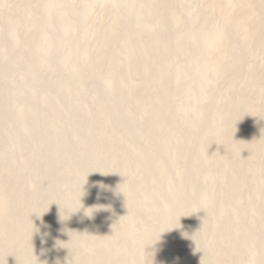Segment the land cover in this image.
<instances>
[{
  "label": "rangeland",
  "instance_id": "rangeland-1",
  "mask_svg": "<svg viewBox=\"0 0 264 264\" xmlns=\"http://www.w3.org/2000/svg\"><path fill=\"white\" fill-rule=\"evenodd\" d=\"M152 1L154 0H0V192L3 194L2 196L0 193V199L5 195L6 198H10L7 199L8 201L4 198L5 202L7 201L6 206L4 200L2 199L3 203L0 200V207L3 206V209L0 208V212L3 215L4 213L8 215V217L4 215L5 218L3 219V215L0 213V216L2 215L0 217V264H264V230H262L264 228L261 225V223L264 224V222H261L264 221V37L261 36L262 39L259 37L261 40L251 38V41L249 39L245 40L246 42L240 40L243 43L238 42L236 37L239 36L240 32L239 29H236L238 27L233 24V21L241 19V16H245L246 20L251 17L248 13L255 8L252 9L249 5L253 7L254 4V7H256L257 0H232V2L225 0L228 1L225 3L221 0V3L225 5L229 2L231 4L235 3L233 8V4L232 6L229 4L231 6L230 11L222 4V8L229 12L228 16H225V13V15L223 14L225 21L227 20L226 23L228 24L232 23L233 28L236 27L235 30L230 24H227L229 27L225 26V21L222 18L224 22L220 21L218 15L213 19V9L211 8L214 4L212 5L213 2L210 0H159L162 4L163 2L166 3L163 4L164 6H160L158 4L160 2L155 0L154 5H159V8L165 6L164 10L169 8L170 13L165 10L163 11L164 14L162 11L158 12L160 10L156 8V5L155 7L153 3L150 4ZM156 1L158 2L156 3ZM217 2L218 0L215 3ZM258 9L263 12L260 7L256 10L258 13ZM166 11L169 13L170 19L165 15ZM253 12L249 14L254 15ZM262 12L259 15L256 14L255 16H258L253 17L254 19L249 18V22L264 27V12ZM153 15H155V19L153 17V19H149ZM214 15L216 16L215 13ZM156 16L160 17V20L165 17L160 21L162 22L161 27L164 26V29L160 28L161 23L157 22L159 20H156ZM122 18H125L124 21ZM171 18H174V24ZM216 19L218 21L215 23L218 25L212 24L211 22ZM203 21L210 23L206 24ZM156 23L157 27L159 26L158 28ZM203 23L206 25L204 26ZM220 23H223V29ZM211 24L212 30L210 29ZM213 25L219 27L216 29ZM249 26L254 25L250 24ZM224 27L226 30H224ZM214 28L217 31L221 30L219 32L223 33V36L228 33L227 36L229 37H218L217 34L215 37L212 36L215 35L213 33H216ZM164 30L166 33L163 32ZM209 31L211 32L209 33ZM129 32L133 34L134 38ZM125 33L128 35L124 36ZM135 33L137 34L135 35ZM211 33L212 35H210ZM159 34L160 36L163 35L162 41H164L165 36L169 39L166 44V39L163 42L165 46L160 41ZM167 34L170 35L171 39ZM136 36H139L137 41L140 39L136 42L139 43V46L142 44L140 42H144L142 47L144 46L145 49L143 48V50L149 49L150 46V50L151 48L154 49L153 44L157 45L159 39V45L162 48L158 45L159 48L156 47L162 51H159L161 54L157 52L156 54H160L164 58L151 53L159 58L154 57V59L150 54L149 57L153 58V61L150 62L151 59L149 60L146 55L151 51H145L147 54L143 55L144 51L139 50L141 46L135 51L133 46H136L134 43ZM192 36L194 41L191 40L193 39ZM129 37L133 39L134 44H131L132 41H130L131 43L128 45H133L132 48L135 52L132 48L131 51L137 54L135 56L133 54L134 59L139 58L141 60L137 59L135 63L142 65L147 59L149 62H146L153 66L154 63L158 62L160 66L162 65L161 67L157 65L160 67L158 68L161 69V73L158 69L155 71L152 67L147 66L146 62L143 67L147 66V68L144 69H141V66L137 64V68H140L141 71L137 68L131 71L132 69L125 67H133V64H129L128 57L132 58L130 61L133 63L135 61L131 53L128 56L126 55L127 52H124L125 47L128 46L126 42L129 39L132 40ZM156 37L157 43L154 39ZM216 37H218V40H216ZM121 38H125L123 40L126 41V46L125 44L122 45L123 40ZM209 38L211 41L215 38L214 45L212 43L213 48L208 46L210 50L205 44L209 41ZM220 38H227L228 42L226 39ZM228 38L234 41L231 40V43ZM204 39L207 41H204L202 45L201 42ZM222 40L226 41H223V43H228V51L226 50L228 55L225 54L227 56L224 55V57L229 58L231 55V59L238 61V58L243 56L242 59L239 58L241 61H238V70L241 72L238 78L234 72V75L232 74L231 70L229 72L225 71L227 67L224 63L221 64L222 69L218 71L219 73L214 72V70V73L212 70L208 71L210 68L207 66L210 65V61L213 62L212 60L217 56V60H219V57L224 58L222 54H224L223 51L227 48V44L224 45ZM147 43L149 47L144 45ZM229 43L233 49L230 48ZM187 44L190 49L187 48ZM200 44L202 49H200ZM173 45H179V47L181 45L180 48L185 46L184 51L182 52L183 49L178 50L179 47H176V50L180 51L176 52ZM204 45H206V49ZM122 48L123 52H121ZM191 48H193L192 51ZM228 52H230V55ZM122 54L128 57L123 56L122 59ZM141 55L146 57L142 56L144 58L143 62ZM126 59L128 61H125ZM159 59H162L163 63ZM137 61L142 63L140 64ZM125 62H129L130 66L127 63L126 65ZM136 69L139 71L138 77H136L138 75ZM150 70L152 72H149ZM203 70H206V72H202ZM175 71L178 75L183 74L181 75L184 77H182L183 80L180 79L179 81L181 85L179 82L175 84L170 79V76L175 78ZM224 71L225 73H223ZM134 72L136 74L133 76L131 73ZM143 72L148 75L154 73V78H157L158 74L157 80H160L161 83L155 81L156 79L152 77L153 74L147 77ZM140 73L141 75L143 73L146 77L141 76ZM200 73L201 75H199ZM216 73L223 74L219 76ZM163 74L167 77H165L166 79L163 78ZM161 78L166 81L167 79L168 81L171 80L172 82L169 83L173 87L174 84L178 85L177 88L173 90L168 81L162 82ZM152 79L156 84H159H153V81L151 83ZM187 79L188 82H186ZM251 80H256V83L253 82L254 86ZM165 82L172 89H169L166 84V86H163L171 93L167 94L168 98L173 94L169 98V102L173 107L167 104L169 99L166 96L167 103L165 102L166 105L164 106L168 105L170 111L175 110L173 113L171 112V117L174 118L172 123L170 122L172 119H168L170 114L166 117V121L171 123V125L168 124L170 130L165 127L169 132L162 130L164 128H157L156 118H153L150 122L147 119V124L145 122V118H148L146 115H149L150 112H152L150 115L153 114L160 106L163 107L159 103L156 104V99L153 102V97L156 98L158 93L156 89L158 87L162 88L160 85ZM230 82H233V84ZM249 83L250 85H248ZM153 93L156 96H153ZM210 93H212L211 100L207 99L209 102H205L210 104L204 106L206 100L198 103V108L200 104V108L204 106L202 107L204 111L206 105L208 106V110L206 108L209 111L206 112L207 115L204 113L202 117H205L200 118L202 122L199 120V124L195 125L197 127L185 128V121L182 123L181 114L187 107L190 108L189 105H194L198 101L200 94L210 96ZM19 95L20 97L25 96H22V101L18 97ZM113 98L116 99L114 100L116 108L113 103L110 109L109 103L113 101ZM135 99L140 100V107V102L138 103ZM192 100L195 102H192ZM238 100L243 103L245 108H249L250 112L238 116L228 129H224L223 125L231 115L229 106H232L235 103L234 101L239 102ZM154 103L156 106L159 105L158 108L155 107ZM99 105L102 107H99ZM104 105H109L108 111L106 110L108 107L105 109ZM154 107L157 109L155 110ZM97 108L104 109L103 115L102 110L99 111ZM109 111H112V114H109ZM106 112L108 114H105ZM96 113L101 114V118L97 117L99 114ZM179 114L180 116H178ZM94 115L96 116L95 120L99 119L92 120L95 117ZM109 115L112 116L110 120L114 123V127L116 126L115 128L112 127L111 122L109 125L106 122L110 121L107 118ZM113 116L115 117L113 118ZM118 116L121 121L119 119L117 121L119 120L123 124L118 123V125L124 126L125 122V126H121L122 128H126L129 124L132 132L127 130L128 126L125 130L128 133L130 131L129 134L135 136V141L134 137L131 136L134 143L131 142L132 140L129 141L131 137L124 132L125 130L123 131L120 126L119 128L118 125H115V122L117 124L115 118H118ZM137 117L138 124L135 122ZM46 118H49L51 122L49 120L48 122ZM122 119L124 122H122ZM150 119H152V116L149 117ZM133 121L136 124L135 127ZM127 122L130 123L126 124ZM41 123V126L44 127L43 132L40 126ZM104 123L112 128L108 126L107 128ZM49 124L52 125L49 126ZM234 129L239 131L237 137L232 139L223 138L225 131L233 132ZM97 130L105 131L106 134L103 133L102 137ZM96 134L100 136L97 139H101V141L98 140L99 142L96 141L98 143H94L97 136L92 138V135ZM121 135H123V138L128 135L129 138L123 139ZM145 135L146 137L152 135V138L146 140ZM245 136H248L245 140L247 143L245 154L243 157L235 156L231 151ZM138 137L140 140L137 141ZM141 137H145V140ZM184 137H189V143L185 145V148H181L183 149L181 153L183 157L186 155V158L190 157L188 161L191 160L192 164L196 161L195 167L187 160L188 164H186L184 158L183 162L182 159L180 160V164L179 162L173 164L171 161L176 149L175 143L179 138ZM91 138L93 142L90 140ZM89 140L90 144L88 145L87 141ZM124 140L128 146L131 143L136 144L138 147L134 148L133 145L127 147ZM91 142L94 143L93 147ZM101 142L104 143L103 147L108 145L105 150H109L105 151L103 148L99 151L102 148ZM124 144L128 149L124 147ZM86 146L91 149H86ZM160 147L161 149H159ZM92 148L99 152L96 154L97 151L94 150L95 155L100 156L95 157L92 162L99 159L100 162H97L101 166L103 163L105 165L110 162L114 167L110 166V168L106 164L107 171H105V167L102 166V168L97 163L96 165L95 163L89 165L88 163L91 160H88L93 158L94 154ZM130 148L132 150L138 149V151L134 150L135 153ZM65 151L67 152L65 153ZM126 151L133 152V155L126 153ZM108 152L112 157L108 156ZM125 153L127 159H131H129L130 162L126 159ZM158 153L162 156H158V161L162 160V162H159L162 169L157 165L158 163L155 164L156 162L152 161L153 159H151V162L149 160L146 164L144 163L147 167L142 165L143 162L140 163L142 156L149 154L152 156L153 154L156 158L159 155ZM86 154H89V156ZM192 155L193 159L191 158ZM113 156L115 159H113ZM120 157L122 160L126 159V161L124 160L125 165H123L124 162L122 164V160L119 161ZM116 158L117 160L120 159L117 161ZM113 160L116 162L115 165L121 163L120 167L117 166L115 169ZM84 161L85 166L87 167L86 161H88L89 166L84 169V165H81L80 168L84 170H80L85 171L89 167L95 170L98 165L97 169L100 170L93 171L96 176L92 174L90 168L88 173L87 170L85 171L87 176H84L85 174L82 175L83 177L79 176L81 172L77 171L79 168L77 165L84 164ZM148 163H151V165ZM93 165H95L94 169L91 167ZM139 165L141 169L138 168ZM183 165H185L183 168L185 170L188 169L187 165L189 166V174H185V170L182 171ZM192 167L194 169L197 167L200 170L197 172V169L194 170ZM178 168H180L179 170L183 175H180ZM176 172L182 176L180 180H184V177L189 179H187L189 183L184 181V184H188L191 189L185 187L186 185L184 186V190H190L188 193L184 191V197L180 195L183 191H175L177 184L173 187L174 182L177 180L179 186L182 187L179 183L180 180L175 178L179 176ZM152 173L157 176H153ZM145 174L153 176V183H151L152 176L149 178L147 175L146 178ZM88 175H90L91 180L88 179ZM84 177H87V179H84ZM154 177L158 180L156 181ZM23 178L26 179L23 180L25 182H22ZM19 179L22 182L19 184L24 186L23 188L18 185ZM164 186L165 189L167 187L168 191L164 189L165 191L158 192ZM139 189L142 190L140 194H138ZM170 189L175 191L176 194L179 193L180 199H178V202L181 201L180 203H177V200H175V203L173 202L175 195L173 191H169ZM9 190L15 194H11ZM168 192L170 193L168 194ZM131 194H137L139 199L137 195L130 196ZM127 195L131 199L133 197L138 200L135 202L130 201V203L133 202L130 204V198L126 201L123 199ZM20 196L21 198L18 199L21 200H18L17 197ZM29 197L30 199H28ZM118 198H122V201L126 203L119 201ZM169 198H172L171 204L173 203V205L169 204ZM25 200L27 201L25 202ZM11 201H20L23 204L18 202L19 208L15 204L16 202L12 203ZM167 204L169 207L174 205L178 207L167 208ZM180 204L183 205L180 206ZM21 207L24 209L21 210ZM5 208L8 209L9 213L4 212L6 211ZM13 210L16 211L13 213ZM48 211L52 214L50 215ZM9 214L11 217H9ZM2 219L3 221H1ZM259 231L263 233V235L261 233L263 237L257 235L259 238L254 237L258 238V240L256 239L257 242H252V244L253 235H260ZM56 232H60V238ZM52 233L56 234L57 238H55L56 236L52 237L54 236ZM249 237H251V240ZM190 239H195L196 243L192 240L191 244ZM178 240L183 245L180 244L182 247H180L181 252L174 250V242ZM217 248L219 253L222 250V256L219 254L220 257L217 255Z\"/></svg>",
  "mask_w": 264,
  "mask_h": 264
},
{
  "label": "bare ground",
  "instance_id": "bare-ground-1",
  "mask_svg": "<svg viewBox=\"0 0 264 264\" xmlns=\"http://www.w3.org/2000/svg\"><path fill=\"white\" fill-rule=\"evenodd\" d=\"M112 1H113V0H112ZM118 1H119V0H118ZM154 1H155V0H154ZM154 1H152L150 4L153 3V5H154ZM158 1H159V0H158ZM158 1H156V3H157ZM162 1H164V0H162ZM210 1L213 2L212 5L214 4V5L212 6V8H211V9H213V13H212L213 16H214L213 19H215V17H217V15H218V17H219L220 19L222 18V19L225 21L224 17H225V16H228V13H229L228 10H226L225 8H227V9L229 8V11L231 10L230 8H231V6H232L233 3L231 4L230 2H232V0H228V1H230V2H229V3H226V5L223 4V3H221V0H218V2H220L221 4L218 3V2L215 3L216 0H213V1L210 0ZM210 1H209V2H210ZM214 1H215V2H214ZM223 1H224V3H225V2H228V1H225V0H223ZM250 1H251V0H250ZM252 1H253V0H252ZM255 1H256V0H255ZM159 2H160V3H158V4H159L160 6H164L163 4H164L165 2H163V4L161 3V1H159ZM211 2H210V3H211ZM248 2H249V1H248ZM114 3H115V2H114ZM210 3H209V5H210V7H211V4H210ZM254 3H255V2H254ZM117 4H118V3H117ZM147 4H149V3H147ZM165 4H166V3H165ZM222 4H223V6H224V5L226 6L224 9L222 8V7H223ZM227 4H228L229 7L227 6ZM229 4H231V6H230ZM234 4H235V3H234ZM234 4H233L232 8L234 7ZM247 4H248V3H247ZM251 4H252V2H251ZM255 4H256V7H254V6H255L254 4H253V7H252V5H249V6H251L252 9L255 8L254 10H250V12L254 11V12H253L254 15H253L252 13H251V15H250V14H249L250 12H249L248 15L251 16V17H248V16H247V17H248L247 20H246V17H245V16H244L245 19H244L243 16H241V17H242L241 19L239 18L238 20H235L236 22L233 21L234 26L238 27V28H236V27H235V28H236V29H239V32H240V34L238 33L240 37H239L238 35H237L238 37H236V41H237V39H238V42H242V41H240V40H243V41L246 40V41H247V40L250 39L249 41H251V38H255V39L258 38V39H260L261 36H262V38L264 37V27H259L260 25L258 26V24L254 23V22H252V23L249 22V18H251V19H252L253 17L255 18V17H257V16L259 15V13L262 12V11L260 12L261 9H258V10H259V13H258V11H256L257 8H260V7H261V8L263 9V12H264V0H257V3H255ZM155 5H156L157 7H156ZM155 5H154V6H155L156 8H159V7H160V6L157 5V4H155ZM168 5H169V4H168ZM247 6H248V5H247ZM165 7H166V6H165ZM165 7L159 8L158 10H160V11H158V12H161V11H162V13L164 14L163 11H165V10L168 11V9H169V8H168V9L166 8V9L164 10L163 8H165ZM168 7H169V6H168ZM246 8H247V7H246ZM249 8H250V7H249ZM161 9H162V10H161ZM224 10H226V11H224ZM153 11L155 12V10H153ZM167 11H166L165 15H167V18L169 17V19H170V15L168 16V14L170 13V10L168 11L169 13H167ZM248 11H249V10H248ZM226 12H227V13H226ZM263 12H262V13H263ZM214 13L216 14V16L214 15ZM224 13H225L226 15H225ZM117 14H118V13H117ZM119 14H120V13H119ZM121 14H122V13H121ZM123 14H124V13H123ZM125 14H126V13H125ZM153 14H154V13H153ZM163 14H161V15L163 16ZM223 14H224L225 16H224ZM256 14H258V15L255 16ZM155 15H157V14H155ZM155 15L150 16L151 18H149V19H153V18L155 19ZM161 15H159V16L162 17ZM172 15H173V14H172ZM117 16H118V15H117ZM117 16H116V17H117ZM125 16H127V15H125ZM121 17H122V16H121ZM152 17H153V18H152ZM156 17H157V16H156ZM160 17H157L158 19L156 18V20H159V21H157L159 24L161 23V24L159 25L160 28L164 29V28H163L164 26L161 27L162 22H160V21H161L163 18L165 19V17H163L161 20L159 19ZM172 17H174V16H172ZM254 18H253V19H254ZM119 19H120V18H119ZM119 19H118V20H119ZM124 19H125V18H124ZM124 19L122 18L123 21H124ZM171 19H172V18H171ZM173 19H174V18H173ZM173 19H172V22H173ZM222 19H221L220 21H222ZM251 19H250V20H251ZM113 20H114V19H113ZM116 20H117V18H116ZM156 20H155V22H156ZM228 20H229V19H228ZM114 21H115V20H114ZM119 21H121V20H119ZM123 21H122V22H123ZM163 21H164V20H163ZM176 21H177V20H176ZM178 21H179V20H178ZM207 21H210V20H207ZM212 21H213V20H212ZM216 21H218V20L216 19L215 21H213L214 23L211 22V21H210V22H211L212 24L215 25V24L217 23ZM224 21H222V22H224ZM229 21L231 22V20H229ZM203 22H205L206 24L208 23V22H206V21H203ZM210 22H209V23H210ZM215 22H216V23H215ZM226 22H228V21H227V20L225 21V26L228 24V23H226ZM115 23H116V22H115ZM120 23H121V22H120ZM150 23H152V22H150ZM174 23H175V22H173V24H174ZM205 23H203L204 26L206 25ZM209 23H208V24H209ZM164 24H165V23H164ZM164 24H163V25H164ZM212 24H211V28H210L211 30H212ZM220 24H221V28L223 29V27H222V24H223V23H220ZM220 24H219V25H220ZM229 24H230V26L232 25V23H229ZM229 24H228V25H229ZM250 24H253L254 26H249ZM255 24L257 25L256 27H255ZM143 25H144V24H143ZM143 25H142V26H143ZM170 25H171V24H170ZM214 25H213V26H214ZM216 25H218V24H216ZM228 25H227V26H228ZM159 26H158V27H159ZM165 26H166V25H165ZM129 27H130V26H129ZM156 27H157V23H156ZM158 27H157V28H158ZM166 27H167V26H166ZM168 27H169V26H168ZM214 27L217 29L219 26H214ZM228 27H229V26H228ZM228 27H227V28H228ZM231 27L233 28V25H232ZM215 28H214V30L216 31V33H213V31H212V33L215 34V35H212V33H211L210 35H212V36H214V37L216 36V34H217L218 37H219V36H220V37H225V36H227L228 33H225V34H224L225 36H223V35H222L223 33L219 32V31H221V30L217 31ZM221 28H219V29H221ZM235 28H233V29L235 30ZM261 28H262V29H261ZM131 29H132V28H131ZM210 29H209V30H210ZM129 30H130V29H129ZM168 30H169V29H168ZM224 30H226L225 27H224ZM124 31H125V30H124ZM130 31H131V30H130ZM140 31H141V30H140ZM153 31H154V30H153ZM155 31H156V30H155ZM227 31H228V29H227ZM110 32H111V30H110ZM143 32H144V31H143ZM163 32L166 33L165 30H164ZM163 32H162V33H163ZM210 32H211V31H209V33H210ZM217 32H219V33H217ZM222 32H224V31H222ZM225 32H226V31H225ZM100 33H101V32H100ZM104 33H106V32L104 31ZM107 33L110 34L109 32H107ZM123 33H124V32H123ZM127 33H128V32H127ZM140 33H141V32H140ZM129 34H131V33L129 32ZM136 34H137V33H135V35H136ZM151 34H152V33H151ZM169 34H170V33H169ZM169 34H167V35H169ZM126 35H128V34L125 33L124 36H126ZM132 35H133V34H131V36H132ZM164 35H166V34H164ZM228 35H229V34H228ZM102 36H103V35H102ZM109 36H110V35H109ZM120 36H121V35H120ZM120 36H119V37H120ZM154 36H155V35H154ZM162 36H163L162 34H161V36H160V34H159V37H161V38H159V39H160V41L162 42V44L164 45L163 42L165 41V39H166L165 44L167 43V40H169V39L166 38V36H165L164 41H162V39H163ZM207 36H209V35H207ZM207 36H206V37H207ZM122 37H123V36H122ZM132 37H133V36H132ZM138 37H139V36H136V39H134L135 42L133 41V39H132L131 37H129V38L132 39V40H130V39L128 38V39H129V40H128L129 43H128V41L126 42L125 40H123V39H125V38H123V39L121 38L123 41H122L121 39H119V40H121V41L123 42L122 45H124L125 42H126L127 45H128V44L131 43L130 41H132L131 44H134V43L136 44V46H133V45H128V46H126V44H125V46H126L125 49H126V50H124V52H125V53L127 52L126 55H128V54H130V53L132 54V57H133V54H134V56L137 55V54L134 53V52H135L136 49H137L138 47H140V46H141V48H140V49L138 48L139 50H143V48L145 49L144 46L142 47V44L144 43L143 41L140 42V43H142L140 46L138 45L139 43H138V44L136 43V42H138V41L140 40V39H139V40L137 41V38H138ZM141 37H142V36H141ZM169 37H170V35H169ZM192 37H193V36H192ZM206 37H205V38H206ZM218 37H216V38H217L216 40H218ZM227 37H229V36H227ZM259 37H260V38H259ZM133 38H134V37H133ZM175 38H176V37H175ZM230 38H232V37H230ZM233 38H235V37H233ZM262 38H261V39H262ZM126 39H127V38H126ZM154 39H156V43H157V37L154 38ZM159 39H158V44H157V45L160 47L161 45H159ZM170 39H171V37H170ZM190 39H191V38H190ZM206 39H207V38H206ZM211 39L213 40V38H211ZM220 39H226V41H227V38H220ZM261 39H260V40H261ZM172 40H173V39H172ZM174 40H175V39H174ZM191 40L194 41V37H193V39H191ZM207 40H208V39H207ZM207 40H206V41H207ZM214 40H215V38H214ZM214 40H213V41H214ZM228 40L231 41V40H233V39H229V38H228ZM253 40H254V39H253ZM260 40H259V41H260ZM153 41H154V40H153ZM188 41H189V40H188ZM204 41H205V39L203 40V42H201L202 45H203ZM206 41H205V42H206ZM213 41H211L210 38H209V41L205 43V44H207V46L204 45V47H205V46H206V47H208V46H209V47H212V43H213ZM223 41L226 42L225 40H222V43H223ZM233 41H234V40H233ZM246 41H245V42H246ZM133 42H134V43H133ZM161 42H160V43H161ZM168 42H170V41H168ZM173 42H174V41H173ZM175 42H176V41H175ZM227 42H228V41H227ZM150 43H151V42H150ZM154 43H155V42H154ZM177 43H178V42H177ZM189 43H190V42H189ZM214 43H215V41H214ZM214 43H213V45H214ZM231 43H232V41H231ZM242 43H243V42H242ZM151 44H153V43H151ZM151 44H150V45H151ZM168 44H169V43H168ZM180 44H181V43H180ZM201 44H200V45H201ZM223 44H224V45L227 44V45H226L227 48H225V51H226V50L228 49V43H226V44L223 43ZM137 45H138V46H137ZM144 45H145V46H146V45L148 46V43H147V44H144ZM153 45H154V47H153V46H152V47H153L154 49L158 47L156 44H153ZM182 45H183V44H182ZM185 45H186V44H185ZM202 45L200 46V47H201L200 49H202ZM229 45H230V43H229ZM232 45H233V44H232ZM132 46H133V48L135 47V49H134L135 51L133 50ZM147 46H146V47H147ZM156 46H157V47H156ZM164 46H165V45H164ZM166 46H168V45H166ZM169 46H170V45H169ZM173 46H175V45H173ZM122 47H123V46H122ZM148 47H149V46H148ZM150 47H151V46H150ZM150 47H149V49L147 48V50H143V51H144V53H142L143 55H146V54H147L145 51H147V52H148V50L151 51V52H148L149 54L146 55V57H147V56L149 57V55H150L151 53H155V54H156V52H157V53H160L159 51H162L161 49H158V48H159V47H158V48H157L158 51H157V49H156L154 52H152L154 49L151 48V50H150ZM170 47H171V46H170ZM176 47H179V45H178V46H175V50H176ZM180 47H181V45H180ZM180 47L178 48V50H182V49H183V50H182V52H183L185 46H182L183 48H180ZM204 47H203V50H204ZM206 47H205V49H206ZM209 47H208V49H209ZM123 48H124V47H123ZM123 48H122L121 52H123ZM131 48H132V50L134 51L133 53H132V51H131ZM160 48H162V46H161ZM163 48H164V47H163ZM167 48H168V47H167ZM171 48H173V47H171ZM187 48H188V44H187ZM193 48H194V47H193ZM193 48H191V51L193 50ZM212 48H213V47H212ZM212 48H211V49H212ZM223 48H224V47H223ZM230 48L233 49V47H232L231 45H230ZM164 49H165V48H164ZM164 49H163V50H164ZM168 49H169V48H168ZM168 49H167V51H168ZM173 49H174V48H173ZM188 49H190V48H188ZM209 50H210V49H209ZM164 51H166V50H164ZM164 51H163V52H164ZM170 51H171V49H170ZM186 51H187V50H186ZM206 51H207V50H206ZM225 51H223L224 54H222V55H223L222 57H224V55L227 54V51H228V50L226 51V53H225ZM176 52H180V51H177V50H176ZM194 52H195V50H194ZM198 52H199V51H198ZM230 52H231V51H230ZM230 52H228L229 55H230ZM164 53H165V52H164ZM166 53H167V52H166ZM168 53H169V52H168ZM192 53H193V52H192ZM131 54H130V55H131ZM160 54H161V53H160ZM160 54H158V55L156 54V55L159 56ZM169 54H170V53H169ZM126 55L122 54V56H121L122 59H123V56H126ZM130 55H128V56H130ZM143 55H141V58H142ZM153 55H154V54H151L150 56H153ZM166 55H167V54H166ZM227 55H228V54H227ZM227 55H225V56H227ZM128 56H126V58H127ZM157 56H153V58H154V57H157ZM161 56H162V55H160L159 57H161ZM138 57H139V56H138ZM143 57H144V56H143ZM146 57H144V58H146ZM148 57H147V58H148ZM159 57H157V59H158ZM217 57H218V56H217ZM217 57H216V58H217ZM230 57H231V55L229 56V58H230ZM242 57H243V56H242ZM242 57H239V58L242 59ZM135 58H137V57H135ZM144 58H142V62L144 61V60H143ZM153 58H152V57H149V60L151 59L150 62L153 61V60H152ZM161 58H164V57L162 56ZM216 58H214L215 60H214V59L212 60L213 62L210 61V65H208V66L206 65L207 67L210 68V70H208V68H206L208 71H211V70H212V72H213V70H214V72H216V71L218 72V71H220V70L222 69L221 64L224 63V64H226V67H227V69L225 68V71L227 70V71L229 72V70H231V71H232V74H233V72H234V73L237 75V76L235 75L237 78L241 75V74H239V73H241V72H239V70H238V69H239V67H238V65H239L238 61H241L239 58H238V61L236 60L237 62L234 61V60L231 59V58H230V60H229V58H226V57H224L225 59H224V58L221 59V57H219V60H217L218 58H217V59H216ZM124 59H125V58H124ZM127 59H129V62H130V63L128 62L129 64H133V65H132L133 67H132V68H130V67L128 68V66H125V67H127V69H132L131 71H134V69L138 67V66H137L138 63H135L136 60L138 59L139 61H141L139 58H137V59L135 60L134 57H133V59L135 60L134 63H133L132 61H130V60H132L131 57H128ZM127 59H126L125 61H128ZM154 59H155V58H154ZM166 59H167V58H166ZM159 60L162 62V59H159ZM159 60H158V61H159ZM216 60H217V61H216ZM139 61H137V62H139ZM146 61L149 62L147 59H145V61L143 62V64H144ZM160 61H159V62H160ZM122 62H123V61H122ZM142 62H141V63H142ZM147 62H146V63H147ZM161 62H160V63H161ZM126 63H127V62H125V64H126ZM128 63H127V64H128ZM139 63H140V62H139ZM141 63H140V64H141ZM162 63H163V62H162ZM165 63H166V62H165ZM123 64H124V62H123ZM127 64H126V65H127ZM129 64H128V65H129ZM143 64H142V65H139V64H138L139 66H141V69L147 68V66H149L150 68L152 67L153 70L155 69V71H156V69L159 70V68L162 66V65L160 66V65L158 64V62L154 63L155 65H153V63H152L153 66H150V63H149V64L147 63V64H146V65H147L146 67H143V66H145V65H143ZM224 64L222 65L223 68L225 67ZM134 65H135V66H134ZM157 65H159L160 67L157 66ZM163 65H164V64H163ZM167 65H168V63H167ZM129 66H130V65H129ZM154 66H156V67L154 68ZM142 67H143V68H142ZM158 67H159V68H158ZM163 67H164V66H163ZM150 68H148V69H150ZM203 68L205 69V67H203ZM203 68H202V69H203ZM137 69H138V68H137ZM137 69H136V70H137ZM139 69H140V68H139ZM139 69H138V70H139ZM141 69H140L139 71H141ZM162 69H163V68H162ZM177 69H178V68H177ZM181 69H182V68H181ZM138 70H137V72H138L137 74H138V75H136V77L139 76V71H138ZM145 70L147 71V69H145ZM158 70H157V72H158V74H159V71H160L161 69H160L159 71H158ZM167 70H168V69H167ZM175 70H176V69H175ZM182 70H183V69H182ZM142 71H143V70H142ZM204 71L206 72V70H203L202 72H204ZM225 71H224L223 73H225ZM227 71H226V72H227ZM231 71H230V73H231ZM128 72H129V71H128ZM135 72H136V71H135ZM135 72H134V73H131V74H133V76H134V75L136 74ZM149 72H152V71L150 70ZM153 72H154V71H153ZM157 72H155V74H157ZM161 72H162V71H160V73H161ZM163 72H164V69H163ZM178 72H179V71H178ZM180 72H181V71H180ZM192 72H193V71H192ZM192 72H191V73H192ZM195 72H196V71H195ZM214 72H213V73H214ZM221 72H222V71H221ZM143 73H144V72H143ZM143 73H142L143 77L145 76L144 74H146L147 77L150 76V74H153V76H152V75H151V76H152L153 78L155 77V76H154V73H150L149 75L147 74L148 71H147V73H144V74H143ZM176 73H177V71L174 72V76H175V78H172V76H170V79H172L173 82H174L175 84H178V82L180 81V79L183 80V79H182L183 76H181V75H183V74L180 73V75H178V74H176ZM198 73H199V72H198ZM198 73H197V75H198ZM218 73H219V72H218ZM218 73H216V74L219 75ZM223 73H221V75H219V76H222ZM158 74H157V76L159 77ZM167 74H170V73H167ZM188 74H189V73H188ZM194 74H195V73H194ZM232 74H231V75H232ZM2 75H4V74L2 73ZM140 75H141V73H140ZM142 75H141V76H142ZM186 75H187V74H186ZM190 75H191V74H190ZM199 75H201V73H200ZM233 75H234V74H233ZM238 75H239V76H238ZM133 76H130V77H133ZM157 76H156V77H157ZM161 76H162V75H161ZM161 76H160V77H161ZM163 76H164V74H163ZM145 77H146V76H145ZM152 77H151V78H152ZM158 77H157V78H154V79H156L155 81H158V80H157ZM165 77H166V76H164L163 78L166 79L167 77H166V78H165ZM189 77H190V76H189ZM191 77H192V76H191ZM195 77H196V75H195ZM233 77H234V76H233ZM133 78H134V77H133ZM149 78H150V77H149ZM183 78H184V77H183ZM234 78H235V77H234ZM234 78H233V79H234ZM3 79H4V78H3ZM143 79H144V78H143ZM154 79H152L150 82H151V83L154 82L153 84H156V82L154 81ZM159 79H160V78H159ZM161 79H162V78H161ZM189 79H191V78H189ZM162 80H163V79H162ZM118 81H119V80H118ZM118 81H117V82H118ZM152 81H153V82H152ZM164 81H166V80H163L162 82H164ZM167 81H168V79H167ZM167 81H166V82H167ZM251 81H252V82H251ZM251 81H249V82H251V83L253 84V82H255L256 80H251ZM158 82L161 83L160 80H159ZM166 82H165V83H162L163 85H160V86H162V88H163V86H166V85L168 86V85L170 84L169 82H172V81L169 80V81H168L169 84H166ZM186 82H188V79H187ZM119 83H120V82H119ZM159 83H157V84H159ZM179 83H180V85H181V82H179ZM230 83L233 84V82H230ZM230 83H229V84H230ZM255 83H256V82H255ZM117 84H118V83H117ZM157 84H156V85H157ZM165 84H166V85H165ZM172 84H173V83H172ZM175 84H174V87L170 84V86L173 87V88H172L173 90H174V88L176 89L177 86H178V85L176 86ZM252 84H251V85H252ZM230 85H231V84H230ZM230 85H229V86H230ZM248 85H250V83H249ZM170 86H168L169 89H171ZM175 86H176V87H175ZM182 86H183V85H182ZM203 86H205V85L203 84ZM253 86H254V84H253ZM253 86H252V87H253ZM179 87H180V86H179ZM230 87H232V85H231ZM160 88H161V87H158V88H157L158 90L156 89V91H158V93L154 91L155 93H157V94H156L157 96L153 93V96H154V95L156 96V98L153 97V102L157 101L156 104L159 103V105H163L164 108H163L162 106H160L161 108L159 107V108H160V109H159V108H158L159 105L156 106V104L154 103V104H155V107H157L158 110H156L157 108L155 109V107H154V109H155L156 111H154L153 114H151V115H150V113H152V112H150L149 115H146V117L148 116V118H145V122H146L147 119H148V121L150 122L151 120H153V118H156V120H157V122H158V124H157L158 127H157V128H158V129H159V128H161V129L164 128V129H162V130H165V131H166L167 129H165V127H166V128L168 127V130H170V129H169L170 126H169L168 124H169L170 122L172 123V121H173V119H174V118L172 119V117H171V112L173 113V111H175V110L170 111V109H169V106L171 105V102H169V101H170L169 98H170L173 94H172L171 96H169V98H168V97H167V94H169L170 92H168L167 89H164L165 87H164L163 89H162V88L160 89ZM166 88H167V87H166ZM159 89H160V90H159ZM172 89H171V90H172ZM2 92H3V90H2ZM171 92H172V91H171ZM185 93H186V92H185ZM3 94H4V93H3ZM5 94H7V93H5ZM24 94L26 95V93H24ZM170 94H171V93H170ZM206 94H207V93H206ZM211 94H212V93H210V96H211V97H210L209 95H204V94L201 95V94H200V96H198L199 99L197 98V96L195 97L196 100L198 99L197 102H195V101H196L195 99H194L195 101L192 100V102H193V101L195 102L194 105H191V106L189 105L190 108L187 107L186 110L183 108L185 111L183 110L184 112H183L182 114H181V113H180V114L182 115V116H181V117H182V119H181V120H182V123H183V121H185V123H184L185 126H184V124H183V126H184L185 128L188 127V129H189V128L192 129V128H193V127L199 122L200 118L204 115V113L209 112V111H207V110H208V106H207V105L210 104V103L207 104V103H205V102H209V100L207 101V99H210V100H211V98H212V95H211ZM20 95H21V94H20ZM20 95H19L18 97H20ZM7 96H8V95H7ZM7 96H6V97H7ZM10 96H11V95H10ZM22 96H24V95H22ZM22 96L20 97V99L22 98ZM27 96H28V95H27ZM165 96H166V98H168L169 100H167V99L165 98ZM185 96H186V95H185ZM2 97H3V96H2ZM11 97H12V96H11ZM24 97H25V96H24ZM0 98H1V97H0ZM3 99H4V98H3ZM6 99H7V98H6ZM23 99H24V98H23ZM117 99H118V98H117ZM154 99H156V100L154 101ZM165 99L168 101V103L166 102ZM7 100H8V99H7ZM114 100H116V99L113 98V101L110 102L111 104L109 103V105H110V109L112 108L113 103L115 102ZM135 100H137V99H135ZM204 100H206V101H204ZM13 101H14V100H13ZM17 101H18V99H17ZM21 101H22V99H21ZM23 101H24V100H23ZM137 101H138V103L140 102L139 99H138ZM137 101H135V102H137ZM202 101H204V106H205V104H207V105H206L207 110H206V108H205V111H204V108H202V107H204V106H202V107L200 108V104H199V108H198V103H199V102L201 103ZM238 101H239V102L234 101L235 103L231 102V103H233L232 106H229V110H230V112H231V115H230V117L225 121V123H224V125H223V128H224V129H228V128L232 125V123L234 122V120H235L238 116L240 117V115H244V113H247L248 111L250 112V109H249V108H245V107L243 106V103H242L240 100H238ZM18 102H19V101H18ZM135 102H134V103H135ZM165 102H166L169 106H168V105H167V106H164V105H166V104H164ZM192 102H191V103H192ZM210 102H211V101H210ZM19 103H20V102H19ZM132 103H133V102H132ZM191 103H190V104H191ZM231 103H230V105H231ZM114 104H115L114 107L116 108V103H114ZM139 104H140V105H139V107H140V106H141V102H140ZM175 104H176V103H175ZM102 105H103V104H102ZM106 105H107V104H106ZM106 105H104V106H105V109H106V107L109 106V105H108V106H106ZM134 105H135V104H134ZM0 106H1V105H0ZM104 106H103V108H104ZM171 106H172V105H171ZM192 106H193V107H192ZM210 106H211V105H210ZM210 106H209V108H210ZM4 107H5V106H4ZM99 107H102V106L99 105ZM137 107H138V106H137ZM172 107H173V106H172ZM103 108H97L99 111L102 110V111H101V112H102V115H103V113H104V111H103L104 109H103ZM170 108H171V107H170ZM100 109H101V110H100ZM108 109H109V107H108L106 110L108 111ZM154 109H152V110H154ZM171 109H173V108H171ZM174 109H175V108H174ZM202 109H203V110H202ZM106 110H105V111H106ZM113 110H116V109H113ZM149 111H150V110H149ZM180 111H181V110H180ZM245 111H246V112H245ZM96 112H97V111H96ZM101 112H99V113H101ZM109 112H110L109 114H112V111H109ZM115 112H116V111H115ZM115 112H113V113H115ZM52 113H53V112H52ZM99 113H96V114L98 115ZM174 113H175V112H174ZM178 113H179V112H178ZM178 113H176V114H178ZM58 114H59V113H58ZM105 114H108V113L106 112ZM115 114H116V113H115ZM115 114H113V115H115ZM168 114H170V117L168 116ZM176 114H175V115H176ZM180 114H179L178 116H180ZM32 115H33V114H32ZM56 115H57V114H56ZM102 115L99 114V116H97V117H100V118H101ZM119 115H120V114H119ZM173 115H174V114H173ZM206 115H207V113H206ZM94 116H95V115H94ZM151 116H152V119L149 120V117H151ZM167 116H168V119H170V118L172 119L169 123L166 121V119H167L166 117H167ZM32 117H33V116H32ZM37 117H38V116H37ZM92 117H93V116H92ZM110 117H112V116H111V115H109V117L107 116V118H108L109 120H110ZM114 117H115V116H113V118H114ZM116 117H117V115H116ZM173 117H175V116H173ZM204 117H205V116H204ZM204 117H202V118H204ZM5 118H6V116H5ZM40 118H41V117H40ZM50 118H51V117H50ZM94 118H96V116L93 117L92 120H93ZM107 118L105 119V121L107 120ZM176 118H177V116H176ZM183 118H184V119H183ZM46 119H47V118H46ZM98 119H99V118H97L96 120H98ZM111 119H112V118H111ZM115 119H116L115 121H117V119H119V120L121 121V119L119 118V116H118V118H115ZM136 119H137V120H136L135 122H136V124H138V123H137V122H138V117H137ZM2 120H4V119H2ZM37 120H38V119H37ZM48 120H49V118L47 119V121H48ZM96 120L94 119V121H96ZM112 120H114V119H112ZM119 120H118V121H119ZM154 120H155V119H154ZM31 121H32V120H31ZM49 121H50V120H49ZM49 121H48V122H49ZM105 121H104V122H105ZM115 121H114V122H115ZM118 121H117V124H116V122H115V125H118V123L122 124L120 121H119V122H118ZM200 121L202 122V120H200ZM203 121H204V120H203ZM1 122H2V121H1ZM3 122H4V121H3ZM26 122H27V121H26ZM45 122H46V120H45ZM45 122H44V123H45ZM48 122H47V123H48ZM50 122H51V121H50ZM106 122H108V123H107L108 125L112 123L111 120H110V121H106ZM110 122H111V123H110ZM122 122H124L123 119H122ZM135 122L133 121V124H135ZM145 122H144V124H145ZM149 122H148V124H149ZM32 123H33V122H32ZM128 123H130V122H127L126 124H128ZM171 123H170V125H171ZM33 124H34V123H33ZM45 124H46V123H45ZM45 124H43V125L46 127ZM104 124H105L106 127L108 126L106 123H104ZM112 124H113L112 127H114V123H112ZM136 124L133 125V126L135 127ZM142 124H143V123H142ZM146 124H147V122H146ZM198 124H199V123H198ZM198 124H197V125H198ZM5 125H6V124H5ZM41 125H42V123L40 124V126H41ZM50 125H52V124H49V126H50ZM122 125H123V124H122ZM122 125H118L117 127H119V126L121 127ZM124 126H125V122H124ZM124 126H122V127H124ZM127 126H128V129H127ZM127 126H126V128H122V127H121V128L123 129V131H124L125 129H127V130H131V129L129 128V124H128ZM32 127H33V126H32ZM36 127H39V126H36ZM41 127H42V126H41ZM108 127H111V126H108ZM108 127H107V128H108ZM112 127H111V128H112ZM115 127H116V126H115ZM115 127H114V128H115ZM120 127H119V128H120ZM130 127H131V126H130ZM134 127H131V128H134ZM195 127H197V126H195ZM195 127H194V128H195ZM43 128H44V127H42V129H41L42 132H43ZM72 128H73V127H72ZM8 129H9V128H8ZM35 129H36V128H35ZM38 129H39V128H38ZM48 129H49V128H48ZM76 129H77V128H76ZM122 129H121V130H122ZM177 129H178V128H177ZM30 130H32V129H30ZM45 130H46V129H45ZM168 130H167V131H168ZM234 130H235V129H234ZM48 131H49V130H48ZM97 131L100 132V133H101L100 136L103 137L102 134L105 133V131H103V132H101V130H97ZM97 131H95V132H97ZM123 131H122V133H123ZM1 132H2V131H1ZM4 132H5V129H4ZM95 132H94V134H95ZM124 132L128 133V131H126V130H125ZM131 132H132V130H131ZM168 132H169V131H168ZM37 133H38V132H37ZM39 133H40V132H39ZM100 133H99V134H100ZM129 133H130V131H129ZM129 133H128L129 137L133 136V134L131 135V134H129ZM238 133H239V131H237V130H235V131H233V132H231V131H230V132L225 131L224 134H223V138H225V139H228V138H229V139H232V138H234V137H237V136L239 135ZM30 134H31V133H30ZM32 134H33V132H32ZM42 134H43V133H42ZM92 134H93V133H92ZM99 134H98V136H99ZM105 134H106V133H105ZM105 134H104V136H105ZM124 134H125V133H124ZM147 134H148V133H147ZM236 134H237V135H236ZM128 135L126 136L127 138H129ZM148 135H149V134H148ZM38 136H40V135H38ZM38 136H37V137H38ZM63 136H64V135H63ZM93 136H94V137H93ZM96 136H97V134H96V135H92V138H95ZM98 136L95 138L94 143H95L96 141H98V140L101 141V139H97ZM100 136H99V137H100ZM121 136H122V138H123V135H121ZM124 136H125V135H124ZM42 137H43V136H42ZM45 137H46V136H45ZM60 137H61V135H60ZM126 137H124V138H126ZM133 137H134V141H135V140H136V139H135V136H133ZM133 137H131V139H129V141H131V140L133 139ZM145 137H146V135H145ZM145 137H144V138H145ZM48 138H49V137H48ZM64 138H65V137H64ZM92 138H91L90 140H92V142H93V139H92ZM119 138L122 139L121 137H119ZM124 138H123V139H124ZM142 138H143V137H141V139H142ZM144 138H143V139H144ZM147 138H148V140H149L150 138H152V135L147 136L145 139L147 140ZM243 138H244V140H243ZM247 138H248V136L242 137V140L239 141V143L234 147V149L231 151V153L234 154L235 156L243 157L244 154H245V151H246V149H247V143L245 142V140H246ZM41 139H42V138H41ZM50 139H52V138H50ZM61 139H63V138H61ZM145 139H144V140H145ZM188 139H189V137H186V138L184 137V138H182V139L179 138V139L177 140V142L175 143V147H176V149H175V153H174L173 156L171 157V161H172L173 164H177L178 162H179V164H180V163H181V162H180L181 159H182V162L185 160V163L188 164L187 161L190 159V157H187V158H188V159H187V158H186L187 155L185 156V154H184L185 157H183V154L181 153V151L183 150V149H181V148H185V145L189 143ZM240 139H241V138H240ZM64 140H65V139H64ZM90 140L87 141L88 145L90 144ZM125 140H126V139H125ZM125 140H124V141H125ZM138 140H140L139 137L137 138V141H138ZM50 141H51V140H50ZM52 141H53V140H52ZM129 141L127 140L128 144H129ZM134 141L132 140L131 142L134 143ZM20 142H21V140H20ZM92 142H91V144H92V147H93L94 143H92ZM98 142H99V141H98ZM98 142H96V143H98ZM186 142H187V143H186ZM34 143H35V142H34ZM87 143H86V144H87ZM125 143H126V141H125ZM101 144H102V142H101ZM101 144H99V145L101 146ZM103 144H104V143H103ZM103 144H102V146H101L102 148H101L100 150L98 149L99 151L103 150V148H104V150H105L106 146H108V145H106V146L104 145V147H103ZM67 145H68V144H67ZM97 145H98V144H97ZM124 145H125V144H124ZM126 145H127V143H126ZM126 145H125L124 147H126ZM130 145H133L134 148L137 146L136 144H131V143L129 144V146H130ZM134 145H135V146H134ZM95 146H96V145H95ZM95 146H94V147H95ZM100 146H99V148H100ZM129 146L127 145V147H129ZM65 147H66V146H65ZM97 147H98V146H97ZM127 147H126V148H127ZM137 147H138V146H137ZM137 147H136V148H137ZM69 148H70V147H69ZM69 148H68V149H69ZM107 148H108V147H107ZM134 148H133V149H134ZM66 149H67V148H66ZM86 149L89 150V149H91V148H90V147L88 148V147L86 146ZM96 149H97V148H96ZM127 149H128V148H127ZM127 149H126V150H127ZM130 149H131V148H130ZM159 149H161V147H160ZM92 150H93V148H92ZM94 150H95V149H94ZM94 150H93V152H94V154H93V158H91V159H89V160H88V158H87L88 161L91 160L89 163H88V161H86L89 165H92L91 163H93V164L95 163V165H96V163L99 164V163L97 162V161H99V159H98V160L96 159V162H92L93 159H95V157L98 156V155H97V156L95 155V153H96L95 151H97V150H95V151H94ZM107 150H109V149H106L105 151H107ZM124 150H125V148H124ZM134 150H136V149H134ZM134 150L131 149V151L135 152ZM67 151H68V150H67ZM67 151H65V153H66ZM122 151H123V149H122ZM136 151H138V149H137ZM68 152H69V151H68ZM70 152H71V151H70ZM88 152H92V151H88ZM127 152H128V151H126V153H127ZM133 152H128V154L131 153V154L133 155ZM47 153H48V152H47ZM84 153H85V152H84ZM98 153H99V152L97 151L96 154H98ZM105 153H106V152H105ZM108 153H109V152H108ZM112 153H113V152H112ZM122 153H123V152H122ZM126 153H125V156H126ZM135 153H136V152H135ZM183 153H184V152H183ZM26 154H27V153H26ZM156 154H157V153H156ZM158 154H159V153H158ZM17 155H18V154H17ZM17 155H16V156H17ZM29 155H30V154H29ZM34 155H35V154H34ZM48 155H49V154H48ZM84 155H85V154H84ZM84 155H83V156H84ZM86 155H87V154H86ZM109 155H110V153L108 154V156H109ZM122 155H123V157H124V154H122ZM122 155H121V156H122ZM45 156H46V155H45ZM83 156H82V157H83ZM87 156H89V154H88ZM105 156H106V155H105ZM110 156H111V155H110ZM119 156H120V155H119ZM152 156H153V157H152ZM152 156H151L150 154H149V155L142 156V158H141L142 161H140V163L143 162L142 165H144V163L146 164L147 162H149V160H150V162H151V159H153V160H152L153 162H154V161L156 162L155 164L158 163L157 165H159V162H162V160L158 161L159 157H162L160 154L157 155V157H156V155H155L156 158H154V155H153V154H152ZM158 156H159V157H158ZM188 156H190V155H188ZM25 157H26V156H25ZM98 157H100V156H98ZM111 157H112V156H111ZM128 157H131V156H128ZM195 157H196V156H195ZM20 158H21V157H20ZM20 158H19V159H20ZM35 158H36V157H35ZM49 158H50V156H49ZM89 158H90V157H89ZM107 158H108V157H107ZM107 158H106V159H107ZM120 158H121V157H120ZM120 158H119V159H120ZM124 158H125V157H124ZM124 158H123V159H124ZM183 158H184V160H183ZM185 158H186V159H185ZM191 158L193 159V155H192ZM52 159H53V158H52ZM103 159H104V158H103ZM113 159H115L114 156H113ZM119 159H118V160H119ZM126 159H127V156H126ZM126 159H124V160L126 161ZM129 159H130V158H129ZM129 159H127V160H129ZM154 159H156L157 161L154 160ZM160 159H161V158H160ZM162 159H163V158H162ZM194 159L196 160V158H194ZM31 160H32V159H31ZM42 160H43V159H42ZM82 160H83V159H82ZM116 160H117V158H116ZM118 160H117V161H118ZM121 160H122V158H121L119 161H121ZM124 160L121 161L122 164H123ZM130 160H131V159H130ZM130 160H129L128 162H130ZM186 160H187V161H186ZM195 160H194V161H195ZM25 161H26V160H25ZM33 161H34V160H33ZM36 161H37V160H36ZM39 161H41V160H39ZM44 161H45V160H44ZM80 161H81V160H80ZM104 161H105V160H104ZM111 161H112V159H111ZM192 161H193V160H192ZM1 162H2V161H1ZM78 162H79V161H78ZM78 162H77V163H78ZM99 162H100V161H99ZM106 162H107V161H106ZM113 162H114V160H113ZM128 162H127V163H128ZM188 162H190V164H191V165H194V167H195V162H196V161H195L193 164L191 163V160L188 161ZM31 163H32V162H31ZM34 163H35V162H34ZM48 163H49V160H48ZM83 163H84V164L77 165V166H79V168L77 167V168H78L77 171L81 172V175H79V176H82V175H84V174H85L84 176H87V174L85 173V171L87 170V173H88V171H89L88 169L90 168V167H89V168L86 169L85 171L80 170V169H83V168L85 169V167H86V166H85V161H84ZM87 163H86V165H87V167H88L89 165H88ZM101 163H102V162H101ZM115 163H116V162H114V165H115ZM117 163H120V162H117ZM140 163H139V164H140ZM38 164H39V163H38ZM50 164H51V163H50ZM74 164H75V163H74ZM106 164H107V163H106ZM106 164H105V165H106ZM120 164H121V163H120ZM120 164H119V165H118V164L115 165V169H116L117 166L120 167ZM128 164H129V163H128ZM148 164L151 165V163H148ZM148 164H147V165H148ZM155 164H154V166H155ZM160 164H162V163H160ZM35 165H37V164H35ZM45 165H46V163H45ZM81 165H84V167H83V168H80ZM95 165H93V166H91V167L94 169V168H95V167H94ZM99 165H100V164H99ZM105 165H104V163H103L102 166L105 167ZM107 165H108L109 167H110V166H111V167H114V166H112V163H110V162H109ZM123 165H125V162H124ZM123 165H121V167H123ZM137 165H138V164H137ZM152 165H153V164H152ZM157 165H156V167H157ZM47 166H48V165H47ZM100 166H101V165H100ZM100 166H99V167H100ZM102 166H101V167H102ZM144 166H145V165H144ZM154 166H153V167H154ZM184 166H185V165L182 166V169L184 168ZM38 167H39V165H38ZM87 167H86V168H87ZM101 167H100V168H101ZM103 167H102V168H103ZM109 167H108V171H109ZM111 167H110V168H111ZM140 167H141V166L139 165L138 168H140ZM145 167H147V166H145ZM159 167L161 168L160 165H159ZM163 167H164V165H163ZM187 167H188V169H186V170L183 169V170H182L183 172H184V170H185V174L188 173V171L190 170L188 165H187ZM187 167H185V168H187ZM34 168H35V167H34ZM97 168H98V165H97ZM97 168H95V170H92L91 168H90V169H91L92 172H93V171H96ZM106 168H107V166L105 167V169H106ZM180 168H181V167H180ZM180 168H178V172L181 171V170H179ZM192 168H193V167H192ZM192 168H191V169H192ZM84 169H83V170H84ZM113 169H114V168H113ZM140 169H141V168H140ZM142 169H143V166H142ZM154 169H155V167H154ZM157 169H159V168H157ZM161 169H162V168H161ZM193 169H194V168H193ZM196 169H197V172L200 170V169L198 170L197 167H196L194 170H196ZM45 170H46V169H45ZM74 170H75V168H74ZM91 170H90V172H91ZM99 170H100V169H99ZM99 170L97 169V171H99ZM103 170H104V169H103ZM159 170H160V169H159ZM52 171H53V170H52ZM77 171H76V172H77ZM105 171H107V169H106ZM191 171H192V170H191ZM43 172H44V171H43ZM92 172H91V173H92ZM102 172H103V171H102ZM47 173H49V172H47ZM50 173H51V172H50ZM91 173H89V174H91ZM96 173H98V172H96ZM190 173H191V172H190ZM19 174H20V173H19ZM53 174H54V172H53ZM79 174H80V173H79ZM92 174H94V176H96V175H95V172H93ZM149 174H150V173H149ZM149 174H147V175L149 176ZM176 174L179 175V173H177V172H176ZM185 174H184V175H185ZM188 174H189V173H188ZM188 174H187V175H188ZM14 175H15V174H14ZM16 175H17V174H16ZM21 175H22V173H21ZM27 175H28V174H27ZM42 175H43V174H42ZM42 175H41V176H42ZM45 175H47V174H45ZM97 175H98V174H97ZM147 175L145 174L146 178L148 177ZM152 175H153V176H157L156 174H153V173H152ZM152 175H150L149 178H151ZM180 175H183V174L180 172ZM180 175H179L178 177H175V178H177V179L180 180V177H182V176H180ZM190 175H191V174H190ZM43 176H44V175H43ZM54 176H55V175H54ZM88 176H89L88 179L91 180V179H90V175H88ZM92 176H93V175H92ZM142 176H143V178H145L144 175H142ZM153 176H152V179H151V183H153V182H152V180H153ZM36 177H37V176H36ZM45 177H47V176H45ZM45 177H43V178H45ZM49 177H51V176H49ZM82 177H83V176H82ZM82 177H81V178H82ZM99 177H100V176H99ZM112 177H114V176L112 175ZM183 177H184V176H183ZM188 177H189V175H188ZM15 178H16V177H15ZM29 178H30V177H29ZM40 178H41V177H40ZM52 178L54 179V177H52ZM91 178L93 179V177H91ZM96 178H97V177H96ZM146 178H145V179H146ZM149 178H148V179H149ZM31 179H33V178H31ZM34 179H35V178H34ZM34 179H33V180H34ZM45 179H46V178H45ZM45 179H44V180H45ZM84 179H87V177H86V178L84 177ZM94 179H95V177H94ZM97 179H98V178H97ZM154 179H155L156 181L158 180V179L155 178V177H154ZM167 179H168V178H167ZM170 179H172V178H170ZM177 179H176V180H177ZM181 179H182V178H181ZM185 179H186V178L184 177V180L182 179V180H180L181 182L179 181V183H181V186H182L183 188L179 186V184H178V180L175 181L176 183L173 181V182H174V186H173V187H175V184L178 185V186L176 185V190H175V191H176V192H178L177 190H181V191H183V193L180 194V195H182V196L184 195V191H185V193H188V191L190 192V190H188V189H189V188L191 189V187H189L188 184H187L188 186H187L186 184H184V181H185V182L187 181L186 183H189V182H188L189 179H188V178H187L188 180H187V179L185 180ZM12 180H13V179H12ZM16 180H18V179H16ZM19 180H20V179H19ZM23 180H26V179H25V178L22 179V182H25V181H23ZM33 180H32V181H33ZM48 180H51V179H48ZM89 180H88V181H89ZM110 180H111V179H110ZM143 180H144V179H143ZM155 180H154V181H155ZM32 181H31V182H32ZM38 181L40 182V180H38ZM38 181H37V182H38ZM45 181H46V180H45ZM95 181H96V180H95ZM146 181H147V180H146ZM168 181H169V180H168ZM20 182H21V180L18 182V185H20V184H19ZM22 182H21V183H22ZM28 182H29V180H28ZM37 182H36V183H37ZM43 182H44V181H43ZM98 182H99V181H98ZM169 182L171 183V181H169ZM182 182H183V183H182ZM12 183H13V182H12ZM15 183H16V182H15ZM29 183H30V182H29ZM34 183H35V182H34ZM41 183H42V181H41ZM46 183H48V182H46ZM52 183H53V182H52ZM93 183H94V182H93ZM149 183H150V182H149ZM0 184H1V183H0ZM96 184H97V183H96ZM165 184H166V183H165ZM171 184H173V183H171ZM171 184H170V186H171ZM183 184H184V185H183ZM22 185H23V184H22ZM25 185H26V183H25ZM28 185H29V184H28ZM35 185H37V184H35ZM45 185H46V184H45ZM185 185H186V186H185ZM20 186H21V185H20ZM41 186H43V185H41ZM41 186H40V187H41ZM46 186H47V185H46ZM166 186L169 187L168 184H166ZM184 186L187 187L188 189L185 188L186 190H184ZM12 187H13V186H12ZM14 187H15V186H14ZM16 187H17V186H16ZM21 187L23 188L24 186H21ZM54 187H56V186H54ZM31 188H32V187H31ZM36 188H37V187H36ZM36 188H35V189H36ZM89 188H91V187H89ZM170 188L172 189V187H170ZM177 188H179V189H177ZM180 188H181V189H180ZM13 189H14V188H13ZM18 189H19V188H18ZM40 189H41V188H40ZM42 189H43V188H42ZM164 189H165V186L163 187V189H160V191H158V192H163ZM171 189L169 190L170 192L173 191V190H171ZM182 189H183V190H182ZM33 190H34V189H33ZM36 190H37V189H36ZM36 190H35V192H36ZM49 190H50V189H49ZM161 190H162V191H161ZM165 190L168 191L167 187H166ZM165 190H164V191H165ZM0 191H1V190H0ZM19 191L22 192L21 190H19ZM136 191H138V190H136ZM139 191H140V189H139ZM141 191H142V190H141ZM141 191H140L139 193H138V192H136V193L140 194V193H142ZM175 191H173V193H174V195H175V196H174L175 199H173L174 201L172 200V198H171V199L169 198V199H170V200H169L170 203H169V201H167L170 205H173V203L171 204V201H173L174 203L176 202L175 200H177V203H180V202H181V201L178 202V199H180V197H179V195H178L179 193L176 194ZM9 192H10V190H9ZM11 192H12V191H11ZM11 192H10V193H11ZM29 192H30V191H29ZM134 192H135V191H134ZM134 192H133V193H134ZM170 192H168V194H169ZM179 192H180V191H179ZM0 193H1V192H0ZM3 193H4V192H3ZM5 193H6V192H5ZM30 193H31V192H30ZM30 193H29V194H30ZM165 193H166V192H165ZM180 193H181V192H180ZM1 194H2V193H1ZM11 194H15V193H11ZM11 194H10V196H11ZM18 194H19V193H18ZM29 194H28V195H29ZM39 194H40V193H39ZM163 194H164V193H163ZM4 195H5V194H4ZM19 195H21V194H19ZM30 195H31V194H30ZM32 195H33V193H32ZM34 195H35V194H34ZM135 195H137V194H134V195L131 194L130 196H135ZM170 195H172V194H170ZM176 195H177V196H176ZM2 196H3V194H2ZM2 196H1V197H2ZM13 196H14V195H13ZM17 196H18V195H17ZM25 196H27V195L25 194ZM25 196L23 195V197H25ZM125 196H126V195H125ZM137 196H138V195H137ZM137 196H136V197H137ZM27 197H28V196H27ZM38 197H39V196H38ZM122 197H124V196H122ZM169 197H170V196H169ZM172 197H173V196H172ZM183 197H184V196H183ZM4 198H5L6 200L8 199V198H6V195H5V196H4L3 198H1L0 200L3 199L4 202H5V199H4ZM15 198H16V197H15ZM18 198H21V196H20V197H17V199H18ZM33 198H34V197H33ZM129 198H130L129 195H127V197H126V198H123V199L126 201V199H129ZM137 198L139 199V196H138ZM140 198H141V197H140ZM9 199H10V198H9ZM9 199H8V200H9ZM11 199H12V198H11ZM17 199H16V200H17ZM28 199H30V197H29ZM118 199H119V198H118ZM130 199H131V198H130ZM138 199L132 197V199L129 200V203H130V201H134V202H135V201H137ZM181 199H182V198H181ZM3 200H2V203H3ZM8 200H7V201H8ZM12 200H13V199H12ZM18 200H21V199H18ZM22 200H24V199H22ZM120 200L122 201V198L119 199V201H120ZM7 201L4 203V205L7 203ZM26 201H27V200H25V202H26ZM125 201H122V202H125ZM11 202H12V201H11ZM15 202H16V203H15ZM15 202H12V203H15V204L17 205V207H19V206H18V202H19V204H23V203L20 202V201H15ZM9 203H10V202H9ZM125 203H126V202H125ZM127 203H128V201H127ZM132 203H133V202H131L130 204H132ZM177 203H176V204H177ZM182 203H183V201H182ZM10 204H11V203H10ZM134 204H137V203H134ZM2 205H3V204H2ZM128 205H129V204H128ZM177 205H179V204H177ZM182 205H183V204H182ZM182 205L180 204V206H182ZM5 206H6V205H5ZM8 206H9V205H8ZM11 206H12V205H11ZM13 206H15V205L13 204ZM21 206H22V205H21ZM133 206H135V205H133ZM133 206H132V208H133ZM164 206H166V205L164 204ZM167 206H168V204H167ZM2 207H3V206H2ZM2 207H0V208H2ZM17 207H16V208H17ZM129 207H131V206L129 205ZM172 207H176V206H175V205H174V206H171V207L168 206L167 208H172ZM177 207H178V206H177ZM177 207H176V208H177ZM6 208H7V207H6ZM6 208H5L4 210H6ZM16 208H15V209H16ZM19 208H20V207H19ZM21 208H22V207H21ZM132 208H131V209H132ZM165 208H166V207H165ZM179 208H181V207H179ZM2 209H3V208H2ZM23 209H24V208H22L21 210H23ZM129 209H130V208H129ZM129 209H128V210H129ZM133 209H134V208H133ZM181 209H182V208H181ZM9 210H10V207H9ZM17 210H19V209L17 208ZM21 210H20V211H21ZM14 211H16V210H13V213H14ZM4 212L9 213V212H8V209H7L6 211H4ZM37 212H38V211H37ZM37 212H36V213H37ZM46 212H47V211H46ZM46 212H45V213H46ZM48 212H49V211H48ZM0 213H2V212H0ZM20 213H21V212H20ZM39 213H40V212H39ZM39 213H38V214H39ZM49 213H50V212H49ZM17 214H18V213H17ZM51 214H52V213H50V215H51ZM2 215H3V213H2ZM2 215H1L0 217H2ZM4 215L6 216L7 214L4 213ZM4 215H3V217H2L3 219L5 218ZM12 216H13V215H12ZM7 217H8V215H7ZM7 217H6V219L9 220V218H7ZM9 217H11L10 214H9ZM16 218H17V217H16ZM3 219H2L1 221H3ZM11 219H12V218H11ZM13 219H14V218H13ZM183 219H184V218H183ZM185 219H186V218H185ZM18 221H19V220H18ZM20 221H21V220H20ZM261 222H264V221H261ZM11 223H12V222H11ZM16 223H17V221H16ZM16 223H15V224H16ZM20 223H21V222H20ZM228 225H229V224H228ZM261 225H262V228H264V227H263L264 224L261 223ZM226 226H227V225H226ZM14 227H15V226H14ZM10 228H11V227H10ZM10 228H9V230H10ZM260 229H261V227H260ZM61 230H62V229H61ZM61 230H60V232H61ZM262 230H264V229H262ZM11 231H12V230H11ZM260 231H261V230H260ZM260 231H259V232H260ZM8 232H9V231H8ZM60 232H56V234L58 233V236H59V235H60V234H59ZM10 233H11V232H10ZM63 233H65V231H63ZM261 233H262V232H260V235H259V234H256L255 236L253 235V238H252L253 241H251V243H252V242H255L256 239L258 240V238L261 237V236L263 235L264 232L262 233V235H261ZM53 234H54V233H52V235H53ZM56 234H54V236H52V237H55ZM257 235H258L259 237H258ZM251 236H252V235H251ZM256 236H257L258 238H254V237H256ZM263 236H264V235H263ZM263 236H262V237H263ZM50 237H51V236H50ZM262 237H261V238H262ZM55 238H57V236H56ZM59 238H60V236H59ZM53 239H54V238H53ZM61 239H62V238H61ZM61 239H60V240H61ZM249 239L251 240V237H249ZM190 240H191V244H192V240H193L194 243H196V241H194L195 239H190ZM54 241H56V240H54ZM178 241H179V240H178ZM178 241L174 242V245H175L174 250H175V251H180V252H181V248H182L181 245H182V244H181L180 241H179L180 243H179ZM256 242H257V241H256ZM177 243H179V244H177ZM176 244H177V246L181 244L180 246H178L179 248L181 247L180 250H179V248L176 246ZM252 244H253V243H252ZM263 245H264V244H263ZM182 246H183V245H182ZM191 246H192V245H191ZM216 247H217V246H216ZM216 247H215V248H216ZM261 247H262V246H261ZM218 248H219V247H218ZM218 248L216 249L217 252H218ZM263 249H264V247H263ZM182 250H183V249H182ZM213 251H214V250H213ZM221 251H222V250H221ZM221 251H220V253L218 252V254L216 253L219 257H220L219 254H221ZM263 251H264V250H263ZM182 252H183V251H182ZM215 252H216V251H215ZM221 256H222V254H221Z\"/></svg>",
  "mask_w": 264,
  "mask_h": 264
}]
</instances>
